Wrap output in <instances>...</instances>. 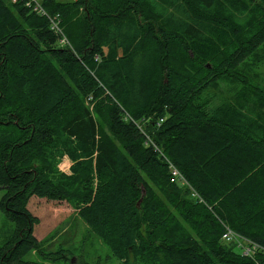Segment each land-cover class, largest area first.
Here are the masks:
<instances>
[{
    "label": "trees",
    "instance_id": "obj_1",
    "mask_svg": "<svg viewBox=\"0 0 264 264\" xmlns=\"http://www.w3.org/2000/svg\"><path fill=\"white\" fill-rule=\"evenodd\" d=\"M38 1L69 45L0 0V264H43L26 257L68 210L119 264H264V88L237 70L264 0ZM222 82L241 87L212 105Z\"/></svg>",
    "mask_w": 264,
    "mask_h": 264
},
{
    "label": "rangeland",
    "instance_id": "obj_2",
    "mask_svg": "<svg viewBox=\"0 0 264 264\" xmlns=\"http://www.w3.org/2000/svg\"><path fill=\"white\" fill-rule=\"evenodd\" d=\"M62 2H71L74 0H61ZM78 15L74 16L78 20L84 18L82 8H79ZM78 33L76 38H71L72 51L79 52L81 46L88 47L87 42L82 34L81 28H74ZM65 34V33H64ZM66 35V34H65ZM237 70L240 76L248 83L256 87L264 88V45L252 55L244 64L239 66ZM241 87L237 82L233 83H217L208 86L205 90V98L211 100L212 105L220 103L222 100H232L233 94ZM95 95L98 93L94 92ZM104 132L107 133L106 129ZM108 134V133H107ZM65 159L63 158L61 161ZM58 164L61 173L68 174L71 165ZM61 164V165H60ZM3 190L0 189V198L3 195ZM14 229L13 223L9 222L0 209V249H2L9 241V237ZM232 232V231H231ZM233 233V232H232ZM233 238L236 235L233 233ZM38 250L30 253L26 259L35 260L45 264H119V262L112 258L109 250L102 244V242L92 234L87 226L74 214L71 210L63 213L55 224L47 229L41 235L36 237ZM247 248H245L246 250ZM60 253L61 256L54 254ZM245 252V251H244ZM246 255V254H244Z\"/></svg>",
    "mask_w": 264,
    "mask_h": 264
},
{
    "label": "built area",
    "instance_id": "obj_3",
    "mask_svg": "<svg viewBox=\"0 0 264 264\" xmlns=\"http://www.w3.org/2000/svg\"><path fill=\"white\" fill-rule=\"evenodd\" d=\"M21 2L24 4V6L30 8L33 12L36 14L43 16L46 18L50 23V29L54 31L58 36V43L60 45H69V41L65 37V34L63 33V30L60 26V18L59 15L54 14L50 15L47 13V11L43 8V6L39 3L38 0H12V3H18ZM170 173H171V180L179 178L180 174L174 166L169 165ZM223 238L226 240H231L233 238V233L228 230L224 235ZM249 249H246L244 254L248 255Z\"/></svg>",
    "mask_w": 264,
    "mask_h": 264
},
{
    "label": "crops",
    "instance_id": "obj_4",
    "mask_svg": "<svg viewBox=\"0 0 264 264\" xmlns=\"http://www.w3.org/2000/svg\"><path fill=\"white\" fill-rule=\"evenodd\" d=\"M63 158H65V157H63ZM62 158V159H63ZM66 159H67V161L65 162V159L63 160V161H61V164H63V165H65V166H67V165H71V162H70V160L66 157ZM60 164V165H61ZM60 170H63V169H61V168H59Z\"/></svg>",
    "mask_w": 264,
    "mask_h": 264
}]
</instances>
